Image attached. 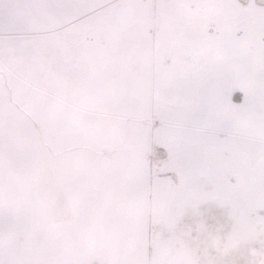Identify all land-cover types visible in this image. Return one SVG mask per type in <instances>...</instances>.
I'll return each instance as SVG.
<instances>
[{"label":"snow or ice","instance_id":"obj_1","mask_svg":"<svg viewBox=\"0 0 264 264\" xmlns=\"http://www.w3.org/2000/svg\"><path fill=\"white\" fill-rule=\"evenodd\" d=\"M0 264H264V0H0Z\"/></svg>","mask_w":264,"mask_h":264}]
</instances>
